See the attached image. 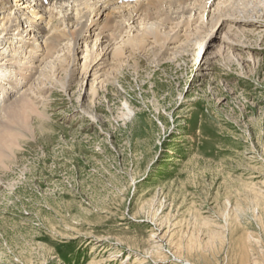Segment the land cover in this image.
Returning <instances> with one entry per match:
<instances>
[{
    "label": "rangeland",
    "instance_id": "obj_1",
    "mask_svg": "<svg viewBox=\"0 0 264 264\" xmlns=\"http://www.w3.org/2000/svg\"><path fill=\"white\" fill-rule=\"evenodd\" d=\"M209 30L97 60L91 97L81 55L45 56L23 90L47 118L0 152V264H264V31L239 63Z\"/></svg>",
    "mask_w": 264,
    "mask_h": 264
},
{
    "label": "bare ground",
    "instance_id": "obj_2",
    "mask_svg": "<svg viewBox=\"0 0 264 264\" xmlns=\"http://www.w3.org/2000/svg\"><path fill=\"white\" fill-rule=\"evenodd\" d=\"M121 1L0 0V152H11L19 147L22 129H17L18 132L11 129L18 125L32 136L35 131L33 119L47 118L23 89L27 83V87L33 85L30 81L36 73L40 72L44 79L47 69L40 66L45 56H51L57 50H67L73 63L76 56L81 55L79 68L92 77L88 86L92 87L88 94L91 97L96 95V85L107 80L101 70H89L97 60L96 69L102 65L100 62L108 66L113 58L120 67L124 55L129 60L132 55L144 56L157 51L154 55L158 58V51L164 52L181 35L188 38L192 33L210 29V47H215V53L239 62V58L231 53L235 41L248 32L252 34L253 29L264 31L263 25L250 20L253 15H264V0ZM255 3L257 7L252 8ZM225 26L228 30L233 28V33L224 32L218 39L215 31H221ZM68 70L63 90L73 81L76 71ZM10 73L12 78L6 84ZM36 81L40 82V78ZM129 115L128 110L126 117Z\"/></svg>",
    "mask_w": 264,
    "mask_h": 264
}]
</instances>
